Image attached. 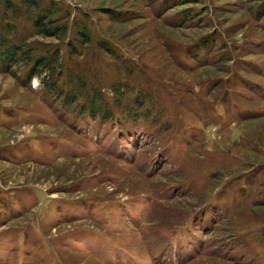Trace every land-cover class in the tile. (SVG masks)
<instances>
[{
    "label": "rangeland",
    "instance_id": "obj_1",
    "mask_svg": "<svg viewBox=\"0 0 264 264\" xmlns=\"http://www.w3.org/2000/svg\"><path fill=\"white\" fill-rule=\"evenodd\" d=\"M52 3L112 117L0 64V264H264V0Z\"/></svg>",
    "mask_w": 264,
    "mask_h": 264
},
{
    "label": "trees",
    "instance_id": "obj_2",
    "mask_svg": "<svg viewBox=\"0 0 264 264\" xmlns=\"http://www.w3.org/2000/svg\"><path fill=\"white\" fill-rule=\"evenodd\" d=\"M59 11L56 3L46 5L45 0H0V64H6L13 68L22 66L29 68L28 78L32 80L35 76L42 77L46 91L65 98L63 102L66 103L68 109L72 106L81 108L79 104L78 107L76 105L78 100L87 98L82 111L87 109L95 115L110 118L112 111L108 107L107 101L94 90L92 91L95 93V97H87V89L81 80L77 81L71 77L66 86L59 85L62 72L67 68L59 50L38 56L33 53L29 45L16 40L17 28L12 21L23 18L32 22L38 36L58 40L65 39L68 35V24L60 22ZM9 14L12 19L10 22L9 18L4 19V16H10ZM80 36L83 39L82 44L87 45L90 36L87 28L81 30ZM70 44L71 48H75L73 43ZM72 53L77 52L72 50Z\"/></svg>",
    "mask_w": 264,
    "mask_h": 264
}]
</instances>
